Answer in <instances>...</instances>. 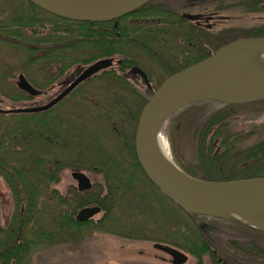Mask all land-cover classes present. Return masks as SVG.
I'll use <instances>...</instances> for the list:
<instances>
[{
	"label": "trees",
	"instance_id": "trees-1",
	"mask_svg": "<svg viewBox=\"0 0 264 264\" xmlns=\"http://www.w3.org/2000/svg\"><path fill=\"white\" fill-rule=\"evenodd\" d=\"M1 2L0 46L18 61L15 67L5 64L4 73L21 71L42 94L71 67L113 58L111 67L79 84L47 111L0 114V175L13 202L8 223L0 224L1 264H33L30 257L36 248L76 243L84 231L147 238L145 228L132 223L127 224V234L120 231L117 206L127 211L125 222L129 211L143 209L138 213H145L149 220L152 217L158 229L172 239L164 244L186 251L199 264L205 259L220 264L217 258L226 264H264L263 231L179 205L148 180L134 148L140 112L164 79L236 39L264 36V23L213 31L186 19L181 10L195 2L211 4L216 12L239 8L251 13L264 10V0H150L102 22L59 17L27 0ZM151 62L166 75L155 86L149 81L144 94L133 85L139 77L130 69L140 67L149 80L152 73L146 63ZM170 63L176 67L168 68ZM37 71L42 82L34 79ZM87 85L91 87L76 99ZM0 92L12 107L33 98L3 82ZM67 101L71 105L63 108ZM244 105L257 113L264 111V100L230 104L201 99L168 117L162 129L167 125L176 140L184 131L191 134L190 156L178 151L175 158L186 174L205 180L264 176V138L243 145L254 130H236L230 124ZM61 109L68 121L59 113ZM66 167L101 173L103 184L83 192L74 187L63 196L50 185ZM145 185L149 192L144 191ZM149 196L159 207L147 201ZM163 198L170 201L167 207ZM90 205L100 206L103 216L76 220L78 210Z\"/></svg>",
	"mask_w": 264,
	"mask_h": 264
},
{
	"label": "water",
	"instance_id": "water-1",
	"mask_svg": "<svg viewBox=\"0 0 264 264\" xmlns=\"http://www.w3.org/2000/svg\"><path fill=\"white\" fill-rule=\"evenodd\" d=\"M27 1L66 19L102 22L128 14L150 0ZM182 15L193 20L199 17V14L187 12ZM239 48L264 52V36L236 39L164 79L140 112L134 148L148 180L179 205L198 214L221 217L264 232V219L259 216V213H264V176L234 180L196 178L165 160L157 147L158 135L168 117L191 102L214 99L230 104H245L264 100V75H247L238 71L240 60L235 54ZM116 63H121V60H116ZM112 64L113 58H101L87 65H77L69 77L58 83V91L45 103L6 109L0 107V114L47 111L79 84ZM130 72L140 76L145 85H149L147 75L140 67L134 66ZM15 85L31 97L42 94L23 73L17 74ZM71 177L76 181L78 191L83 192L93 186L90 177L82 170H72ZM100 212L102 210L98 205L85 206L78 210L75 218L87 221ZM238 213L242 216H237ZM154 247L168 254L172 264H184L189 259L187 253L171 245L156 242Z\"/></svg>",
	"mask_w": 264,
	"mask_h": 264
},
{
	"label": "rangeland",
	"instance_id": "rangeland-1",
	"mask_svg": "<svg viewBox=\"0 0 264 264\" xmlns=\"http://www.w3.org/2000/svg\"><path fill=\"white\" fill-rule=\"evenodd\" d=\"M0 3L1 0H0ZM187 5V4H186ZM181 12L187 13H207L208 16H213L206 23L212 25V30L229 26L245 27L249 28L264 23V10L258 12H245L239 8L221 10L216 12L214 6L211 4L202 5L198 3H193L191 5L185 6ZM212 12H216L211 14ZM17 60L12 57L10 53L6 50L5 47L0 46V83L13 84L17 79V74L21 71L15 70L13 73H4L5 64H9L13 67L17 65ZM146 67L151 71L152 76L149 77L150 85L155 86L159 83L162 78L166 75V72L162 68H159L153 62L146 63ZM75 67V66H74ZM74 67L68 69L63 75L56 77L52 84H56L58 81L65 78ZM176 67L175 64L170 63L168 68L172 69ZM34 79L38 82H42L40 71L36 72ZM133 85L141 92L145 94L146 86L143 83L142 79H137V81H132ZM34 86V85H33ZM91 87L87 85L80 89L77 92L76 99H79L83 89L84 91ZM37 88V87H36ZM58 86H54L53 89H50L46 94H42L37 97H33L32 100L26 103H19L14 105H34L42 104L48 101L55 92L58 91ZM53 93V94H52ZM52 94V95H51ZM0 98L3 100L0 102L1 108H10L13 105L9 104L8 100L1 94ZM71 102L67 101L63 104V108L70 106ZM236 116L231 118V126L236 130H254V132L244 140L243 145L253 144L260 139L264 138V111L261 113L255 112V109L251 108L249 105H244L238 108ZM59 113L62 117L68 121L63 110L61 109ZM4 122V120H3ZM71 124H74V121H71ZM160 137L166 140L168 145L169 154L174 163L178 165L175 158L180 151V155L186 156L187 158L191 154L193 149V144L191 142V134L187 131H184L180 138L176 140L174 133H169V130L166 128L160 131ZM106 143V141H105ZM110 145L111 143L108 142ZM181 157V156H180ZM89 177L93 185L103 184L104 178L101 173L81 169ZM72 168L66 167L60 171L59 180L55 183H51L50 187L56 189L59 194L63 196H68L72 188H76V181L71 177ZM144 191L149 192V186H143ZM159 195V194H158ZM160 196V195H159ZM164 200V198H163ZM147 201L154 203L152 196L147 198ZM165 207L169 200H164ZM154 206L157 208V202L154 203ZM13 210V202L9 188L0 175V224L6 225L9 221L11 212ZM137 210V209H135ZM129 211L130 216L127 222V218L124 217L126 210L124 211L121 207L117 206L115 209V215L118 218H121V225L119 227L120 231L124 234H127L129 229L127 224L139 225L142 229L145 228L144 237L145 239L137 238V235L132 234V237L116 235L114 233H109L107 231H84L80 239L76 243L56 245L52 247H38L33 250L31 254V261L33 264H169L161 260L158 256L165 254L153 246L154 242H162L170 239L169 236L163 233V231L158 229L157 221H154L151 217V220L147 218L145 213H138L137 211ZM173 210L180 212L179 209L173 206ZM182 217L186 215L180 212ZM104 212L94 216V220H97L103 216ZM138 214V215H136ZM130 221V222H129ZM160 222V221H158ZM150 229V231H149ZM160 240V241H158ZM172 240V239H170ZM177 241V240H176ZM195 260L189 255V260L186 264H194Z\"/></svg>",
	"mask_w": 264,
	"mask_h": 264
},
{
	"label": "bare ground",
	"instance_id": "bare-ground-1",
	"mask_svg": "<svg viewBox=\"0 0 264 264\" xmlns=\"http://www.w3.org/2000/svg\"><path fill=\"white\" fill-rule=\"evenodd\" d=\"M235 55L240 60L239 68H238V71L240 73L247 74V75H254V76L264 75V52L263 51L254 52V51H249L243 48H239ZM157 147L159 149L161 156L165 160L176 165L170 157L166 140L161 138L160 135H158V138H157ZM236 215L239 217L242 216L239 213ZM259 216L262 219H264V213H259Z\"/></svg>",
	"mask_w": 264,
	"mask_h": 264
},
{
	"label": "flooded vegetation",
	"instance_id": "flooded-vegetation-1",
	"mask_svg": "<svg viewBox=\"0 0 264 264\" xmlns=\"http://www.w3.org/2000/svg\"><path fill=\"white\" fill-rule=\"evenodd\" d=\"M213 13H216V12H212L211 14H213ZM199 14V17L197 18V19H192L194 22H195V24H197V25H199V26H206V27H208V28H210V29H212V25L211 24H208V23H206L210 18H212L213 16H208L207 15V13H198ZM221 29V28H220ZM217 30H219V29H217ZM74 70V69H73ZM73 70L68 74V75H66L65 76V78H67V77H69L70 76V74L73 72ZM139 77V79H142L140 76H138ZM64 78V79H65ZM63 80V79H62ZM61 81V80H60ZM60 81H58L55 85H53V87L52 88H50V89H53L54 88V86H58V88H59V85H58V83L60 82ZM144 81V80H143ZM50 89H48L47 91H49ZM47 91H45L43 94H46V92ZM53 94V93H52ZM51 94V95H52ZM42 95V94H41ZM76 189H77V187H76ZM77 191H78V189H77ZM79 192H81V191H79ZM248 226V225H247ZM154 243H156V242H154ZM154 243H153V246H154ZM159 243H162V242H159ZM164 244V243H163ZM180 250V249H179ZM162 251V250H161ZM181 251H183V252H185V253H187L186 251H184V250H181ZM164 254H165V256H163V255H160V256H158L161 260H163L164 262H167V263H169V264H172L171 263V259H170V256L168 255V254H166L164 251H162ZM188 254V253H187ZM188 256H189V254H188ZM189 260V259H188ZM194 260H195V263L194 264H199V261H198V259L197 258H195L194 257ZM216 261L217 262H219L220 264H226V262L223 260H221V258H217L216 259ZM188 262V261H187ZM186 262V263H187ZM186 263H184V264H186ZM203 263L204 264H211V262H210V260L209 259H205V260H203ZM235 264H237V263H235Z\"/></svg>",
	"mask_w": 264,
	"mask_h": 264
}]
</instances>
